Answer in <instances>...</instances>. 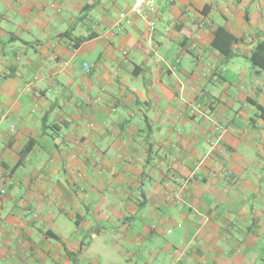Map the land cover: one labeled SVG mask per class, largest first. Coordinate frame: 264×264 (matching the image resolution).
Returning a JSON list of instances; mask_svg holds the SVG:
<instances>
[{
  "label": "crops",
  "instance_id": "0c3cea01",
  "mask_svg": "<svg viewBox=\"0 0 264 264\" xmlns=\"http://www.w3.org/2000/svg\"><path fill=\"white\" fill-rule=\"evenodd\" d=\"M133 6L0 0V264H264V0Z\"/></svg>",
  "mask_w": 264,
  "mask_h": 264
},
{
  "label": "trees",
  "instance_id": "16d2710c",
  "mask_svg": "<svg viewBox=\"0 0 264 264\" xmlns=\"http://www.w3.org/2000/svg\"><path fill=\"white\" fill-rule=\"evenodd\" d=\"M223 29H218L215 32V38L213 40V45L218 48L219 50H222L227 53V55H231V47L221 39H219L218 35ZM264 51V43H259L256 45L255 49L253 50L250 60L253 62L254 65L260 66L264 68V59L261 53ZM260 56V57H259Z\"/></svg>",
  "mask_w": 264,
  "mask_h": 264
},
{
  "label": "built area",
  "instance_id": "2783aa9c",
  "mask_svg": "<svg viewBox=\"0 0 264 264\" xmlns=\"http://www.w3.org/2000/svg\"><path fill=\"white\" fill-rule=\"evenodd\" d=\"M133 9L136 13L140 14L144 10H149L151 13L156 12V0H134ZM149 27L151 29L155 28V20L147 18ZM89 70L88 64H85L84 71Z\"/></svg>",
  "mask_w": 264,
  "mask_h": 264
}]
</instances>
